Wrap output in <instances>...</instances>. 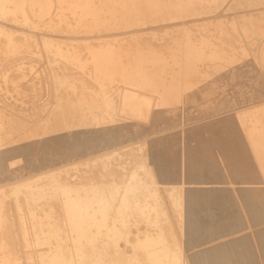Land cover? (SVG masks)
Returning a JSON list of instances; mask_svg holds the SVG:
<instances>
[{
  "label": "bare ground",
  "instance_id": "1",
  "mask_svg": "<svg viewBox=\"0 0 264 264\" xmlns=\"http://www.w3.org/2000/svg\"><path fill=\"white\" fill-rule=\"evenodd\" d=\"M225 3L226 0H212L210 4L205 2L201 4V0H187L184 2V8L186 13H201L208 12L210 8ZM199 4L202 5V8H200ZM170 6L172 5L163 2L162 0H0V55L3 59H8L14 57L17 58L23 53L37 54L38 51L35 49L37 44H41L45 48L50 49L53 46H57L56 43L62 42L59 39L48 36V33L44 36L38 37L37 34L13 28L11 25H16L14 23H19V25L29 26L31 28H44L55 32H66L67 34L86 33V35L74 37L71 35L64 36V42L67 45H71L68 43L70 41L68 39H102L107 36H114V39H118L116 37H118L119 34L115 32L116 30L121 28L140 27L143 24H146L147 21H153L154 18H157L159 15L155 16V13L158 14L161 12L162 8L165 9ZM227 7L243 17H249V15H256V11L264 10V0H231V2L227 4ZM245 8L251 9L247 10ZM171 10L169 12L170 14H172ZM132 11L133 14L131 13ZM180 11L183 12L182 9ZM195 21H198V19H195ZM237 30H239L238 26ZM133 33L134 32H132V34ZM70 42H74L72 45H75V41ZM193 42L195 43L194 53L200 58L206 57L207 52L203 48L205 43L211 44V41L207 42L206 40H203L201 42ZM89 45H91V43H89ZM138 46L139 45H137V47ZM62 47L64 48V46ZM64 49L66 50V48ZM67 55L64 54L65 57ZM132 55L133 54L130 56ZM50 56L51 60L53 58H58L60 60L61 55L58 56L56 53H52ZM64 56L61 57L65 58ZM68 56L73 59L76 57V53H72V55L70 54ZM112 59L113 54L111 52H109L108 55L103 52L96 53L93 65L100 71L102 75L101 77L103 78L100 80L97 79L96 81L94 76L85 71L87 73V80H83V84H85L84 89L78 90L72 88L73 90H69V93L72 92L74 95H77L79 102L76 104L71 100L72 102H67L65 105L60 106V104H57V108L60 109L54 113L55 120H53L52 117H47L38 119L34 122H29L13 118L12 120L15 122L10 124H7L5 121L4 123L6 124L0 122V171H6L7 169H10L9 167L12 166L13 163L26 162L28 159H30L32 166L35 167L37 164V157H34L35 152L32 149V145H34L33 142L40 141L41 143V141H43L42 147L45 153L44 166H48L56 163L58 161L57 157L59 156H62V158L65 157V160L74 156L80 148L92 147L94 149H99L106 147L111 143H116L126 137H132L134 131L131 130L132 132H129L130 130H125L123 126L119 125L121 121L124 120L123 118H125L122 117L123 114L132 116L137 122L138 119L145 116H151V114H153V120L155 123L166 120V110H170L171 107L168 102H166V93L159 89L156 83V78L149 73L148 67H146L144 63H141L143 65L140 64L137 66L134 70L135 72L130 75L139 82L143 81L146 86L148 85V88L160 94V101H158L160 103H158L156 107V103L151 97L147 96L148 94H141L143 92L139 94L140 91L132 86L122 87V85L115 86V88L113 87V74L111 75L108 71V65H110ZM12 61L13 60H11V62ZM73 61H76L75 65L77 66L75 67L82 68L79 58H76V60L74 59ZM122 63L123 60L120 64ZM82 66L83 68L86 67L84 65ZM119 68L120 66L117 70H120ZM223 71H225V69ZM117 73L119 72L117 71ZM127 73H130L128 72V69ZM117 75L115 74V77ZM74 76H76V74ZM117 80L119 79H116V81ZM61 81L57 79V82L60 83ZM68 83L70 84V82ZM90 83L94 84L95 87L90 88ZM189 98H191V96ZM118 100L120 102H118ZM218 100L219 99H216L215 101ZM219 101L221 103V100ZM230 101L232 102V100ZM223 102H225V100ZM214 104H212V106H214ZM224 104L227 105L226 103ZM210 105L209 107L211 108ZM231 113L233 112L231 111L228 114L230 115ZM247 115L243 113V115H237L238 118L232 119L228 123H221V125H223L222 130L224 135L220 138H217L215 136L216 134L213 135L208 130V127L213 123L206 122L199 126L200 128L194 127L195 129L192 130V132L185 134L187 137L196 136L198 139L197 152H194V150H192L193 148L184 151L187 156V162L190 165L189 176H185L181 173L182 168H180L179 174L173 172V169L172 171H169L168 175L176 174L173 177L167 176V174L162 172L164 187L168 190L169 195L173 197V203L177 207L183 204V201L181 200L182 194L179 192L176 193L177 196H175L177 189L189 188L190 190H196L198 192V195H196V199H198L196 200L197 202L195 206L197 211L198 209L202 210L203 215L201 214V216L203 219L207 217L214 218V215L218 214H214L211 211L214 207L216 208V203L214 202V198L209 199V197H212V194H214L216 190L233 188L229 182L230 178L225 170H228L229 173L234 175L237 183H241L238 189H241V194L245 195L247 199L250 200V208L248 209L249 211H247L248 214H245L246 216L244 218L239 212L237 213L235 211V208L232 210L230 209V215L231 212L232 214L236 212L237 215L241 216L242 223L240 226L233 229V235L228 237L224 233L226 238L221 239V236L213 239V242L210 245H203L199 247L198 251L195 250L197 255L199 253L219 250L221 248L224 249V247H226V249H228L226 252L227 254L232 253L240 255L241 257L247 256L245 254L248 251L243 249V251H239V244L237 242L242 238H252L254 235L253 232L258 230L261 233V243H263L264 249V182L259 179L255 170H251L238 161L241 149L247 150V147H251V145L256 150L259 148L262 149V151L256 152L258 158L261 153L264 155V125H262L264 118L262 119L260 117L263 116V114L260 115V112L258 116H256L255 113L250 114V112L247 113ZM114 125H117V127ZM135 126L138 127L139 125L135 124ZM92 128L98 129L99 133L97 135L94 133V135H87L89 129ZM15 129L18 132L14 134L12 130ZM39 129L41 131H39ZM138 130H140V126L138 127ZM243 133L250 139L251 144L249 142V144L246 145L249 139L247 140L246 137L243 136ZM219 145L224 148L221 158L222 162H220V157L217 155L215 149ZM120 154H112L111 158L114 159L115 157L113 156L117 155L123 159ZM195 154L198 159L196 161L194 159ZM131 155V159L136 165L134 164L135 166H132L133 168L129 169L128 165L132 164L131 159H129V161H125L126 164H123L124 162H122L118 165L119 167L116 166L124 171V174L118 179V176H113L114 178L111 180L112 183L109 181L104 183L94 182L85 184V182L84 184L79 183L77 186H73L68 184L69 182H67V179L61 177L62 171H58L57 168L46 170L44 173H41V175L39 173V176H33L34 178L32 177L33 179L31 181H24L23 179L16 182L12 188L16 195L27 189L33 193L35 187H38V190H54L56 195H59L58 204L60 205V211H55V204H52L51 201L47 200L42 204L41 211L39 212L34 210L33 199L28 200L26 206L28 212L32 215V218H30L36 219V224L33 222L31 225L33 231V242H31V239H29L30 236H28L29 234L31 235V231L28 229L29 227H27L28 225L25 221L26 218H24V215H20L17 221H13L8 217L7 203L0 199V260L4 262L6 260L5 257H9L8 254L13 253H15V255L13 254V259L18 260L20 258V248L18 249L17 242L13 240L15 237L14 227L17 225L21 230L23 243L26 246H30L34 243L36 246L40 247V249L36 250L40 264H183L184 259L182 258L183 255H181L182 248L176 233L171 226L168 230L164 227V224L168 222L165 221L166 218L163 217V212L161 211L162 197L160 196L159 191L160 186L154 183L155 177L152 172L148 170L149 168L146 165V162L142 161L143 157L140 156L141 154L133 153ZM39 157L42 156L39 154ZM108 164L110 163L108 162ZM101 168L102 177L104 178L105 171L110 167L107 164H103L102 166L97 165L95 167V172L96 169L99 170ZM193 173H198V175L193 176ZM113 175H115V173ZM41 179L46 180V183L42 186L37 183ZM95 179L98 180V178ZM117 180H120L121 183L117 182ZM173 180H175L176 183H169ZM103 181H106V179ZM194 184H198L199 187L197 188ZM238 191L240 194V190ZM239 194L237 195L239 196ZM238 202L242 203V201ZM228 206L230 207V205ZM166 207L167 206L165 205L164 208ZM217 217L218 220L221 219V216ZM133 218H135V223H132ZM140 220L155 227L156 231L148 232L143 238L141 229H138L137 231L134 230L135 226H139L138 223ZM201 226L203 225L197 224L192 227L200 234V229L205 227L203 226V228H201ZM133 234L136 236L134 240L131 239ZM211 238L209 239L208 236L204 239L211 241ZM122 241H126L128 245L133 246V254H130L125 248H122ZM6 247L9 249L7 248L5 252H2ZM258 248L260 247H257V249ZM137 250H141L142 259L144 258L145 260L140 259L141 261H138L137 254L139 253H137ZM227 254H225V256H227Z\"/></svg>",
  "mask_w": 264,
  "mask_h": 264
},
{
  "label": "rangeland",
  "instance_id": "2",
  "mask_svg": "<svg viewBox=\"0 0 264 264\" xmlns=\"http://www.w3.org/2000/svg\"><path fill=\"white\" fill-rule=\"evenodd\" d=\"M162 1L169 3L172 6L165 8L166 10L162 8L161 12L158 14L155 13V16H160L154 18L157 20H149L146 24L136 28L130 27L116 30L115 32L119 34L118 37H116L118 39H114V36H107V39L105 37L102 39L85 38L86 41L83 38L77 40L73 38L74 40L68 39L70 41H75V45H72L74 42H68L72 45L71 46L64 42V36L71 35L74 37L86 35V33L67 34L66 32H55L44 28L22 26L19 25V23L11 25V27L18 28L21 31L37 34L38 37L44 36L48 33V36L59 39L62 42L56 43L57 46H53L50 49L45 48L41 44H37L35 47L38 51L37 54L23 53L20 54L21 57H17L18 59L16 57L3 59L0 55V117L3 115L0 122L4 123L5 121L7 124H10L15 122L12 120L13 118L29 122H34L38 119L47 117H52L53 120H55L54 113L60 109L57 108V104H60L61 106L65 105L67 102L70 103L73 101V103L76 104L79 102L77 95H74L72 92L69 93V90H73L72 88H76L78 90L84 89L85 84H83V80H87V73L94 76L96 81L97 79L100 80L103 78L101 77L102 75L100 71L93 65L94 57L96 53L99 52H103L106 55H108L109 52L113 54L112 62L110 61V65H108V71L111 75L113 74L112 78H114V83L112 84L114 88L115 86L122 85V87L132 86L140 91L139 94L141 92H143L141 93L143 95L148 94L147 96L151 97L156 103V107L158 103H160L158 102L160 101V94L148 88V85L146 86L143 81L139 82L137 79H134L132 75H130L135 72L134 70L137 66L144 63V65L148 67L149 73L156 78V83L159 89L166 93V102H168L171 108L170 110H166V120L158 123L154 122L153 114H151V116H145L138 119V122L137 120L135 121L132 116L123 114L122 117L125 118H123L124 120H122L119 125L123 126L125 130H130L129 132L134 131L132 137H126L116 143H111L110 145L99 149H94L92 147L80 148L74 156H71L66 160L65 157L62 158V156H59L60 158L57 157L58 161L56 163L48 166H44L45 153L42 147L43 141H41V143L40 141L35 143L33 142V144L36 145H32V149L35 152L34 157H37V164L33 167L30 159H28L26 162L23 161L13 163L12 166L9 167L10 169H7L6 171H0V199L7 203L8 217L13 221H17L20 215H24V218H26L25 221L28 225L27 227H29L28 229L31 231V235L29 234L28 236H30V241L33 242V231L31 225L33 222L36 224V219H31L32 215L28 212L26 203L28 200L33 199L32 202L34 210L40 212L42 204L49 200L52 204H55V211H60V205L58 204L59 195H56L55 191L52 189L38 190V187H35L33 193L27 189L26 191L16 195L12 190L16 182L23 179L24 181H31L34 177H38L39 173L41 175V173H44L46 170L57 168L58 171H62L61 177L67 179V182H69L68 184L73 186H77L79 183L84 184L85 182V184L94 182L104 183L109 181L112 183L111 180L114 178L113 176H118V179L124 174V171L117 168L119 167L118 165L122 162H124L123 164H126V162L131 159V154L138 153L143 157L142 161L146 162V165L149 168L148 170H150L154 175V183L160 186L159 191L160 196L162 197L161 211L163 212V217L167 219H165V221L168 222L164 224V227L168 230L171 226L176 233L182 248L181 255H183L182 258L184 259L183 264H264V249L263 243H261V233L259 230L253 232L254 235H252L255 237L251 235L252 238L248 236L249 238H242L237 242L239 244V251H248L245 254L247 256L241 257L240 255L232 253L227 254L226 252L228 249H226V247H224L225 250L223 248L213 250L214 253L212 250L199 253L198 255L195 252V250L198 251L199 247L203 245H210L215 238L222 236L221 239H224L226 236L229 237L233 235V229L242 224L240 218L241 216L237 215V213L239 212L243 218L248 214L247 211H249L248 209L250 208V200H248L245 195L241 194L242 190L238 189L241 183H237L232 173L225 170L226 174L230 178L229 182L231 183L233 187L231 188L233 190L230 188L216 190L214 194H212L213 196L209 197V199L214 198V202L216 203V208L214 207L215 209L213 208L211 211L214 214H218L214 215V218L210 217L211 219L207 217L205 218L206 220L201 216V214L203 215L202 210L198 209L197 211L195 206L197 202L196 200L198 199H196V195H198L196 190H190L189 188H182L180 190L177 189L175 196H177L176 193L180 192L182 194L181 200L183 201V204L177 207L174 205L172 199L173 197L169 195V192L165 189L164 182L162 181V172L167 174V176L173 177L180 173V168H182V174L189 176L190 165L187 162V156L184 151L186 149L189 150V148H193L192 150L197 152L198 139L196 136L187 137L185 135L186 133L188 134L195 128H198L208 122L213 123L210 127H208L209 132L213 135L216 134L215 136L220 138L224 135L222 130L223 125H221V123H228L232 119L238 118L237 115L240 116L243 115V113L247 115L249 112L250 114L255 113L256 115L259 111L260 115L263 114L264 116V10L256 11V15L253 14L249 15V17H243L235 11L230 10L227 7V4H229L231 0H226L225 4L214 6L210 8L208 12L186 13L184 2L187 0ZM211 1L212 0H201V4L204 2L210 4ZM199 6L202 8V5L199 4ZM168 9L173 10H171L172 14L169 13L170 10ZM179 9H182L183 12ZM245 9L250 10L251 8ZM131 13L133 14V11ZM195 19H198V21H195ZM237 26L239 30H237ZM132 32L134 33L132 34ZM203 40H206L207 42L211 41V44L205 43L203 49L207 52V56L200 58L194 53L195 43L193 41L201 42ZM89 43H91V45H89ZM137 45L139 46L137 47ZM62 46H64L66 50ZM51 51L53 54L56 53L58 56H64V54L67 55V53L68 55L76 53V57L72 59L67 55L66 57L64 56L65 58L60 56V60L58 58H53L51 60ZM131 54L135 56H130ZM76 58H79L82 68L75 67L77 66L75 65L76 61L73 60H76ZM11 60L14 62H11ZM122 60L123 63L120 64ZM82 65L86 67L83 68ZM119 66L120 70H117ZM127 69L130 73H127ZM224 69L225 71H223ZM117 71L120 74L117 73ZM75 74L76 76H74ZM115 74H118L116 76L117 78L115 77ZM57 79L62 81L59 83L57 82ZM116 79L119 80L116 81ZM68 82H70L73 86H71ZM92 87H95V85L90 83V88ZM190 96L193 99L189 98ZM216 99L221 100V103L219 100L215 101ZM229 99L232 100V102ZM222 100H225V102ZM118 102L120 101L118 100ZM222 102L227 105H223ZM212 104H214V106H212ZM231 111L233 113L229 115L228 113ZM259 112L256 116L259 115ZM263 116L260 117L263 119ZM134 123L140 126V130H138L139 126H135ZM262 125H264V122H262ZM114 126L117 127V125ZM12 131L14 134L18 132L16 129ZM39 131L41 130L39 129ZM93 133L97 135L99 133L98 129H89L87 135H94ZM245 135L243 133L244 137H246ZM246 139L248 140L249 138L246 137ZM249 142L251 144L250 139L246 145L249 144ZM215 149L217 155L220 157V162H222L221 158L224 148L219 145ZM260 151H262L261 148L256 150L252 147V145L251 147H247V150L241 149L238 161L251 170H255L256 175H258L259 179L264 182V155L261 153L258 158V155L256 154V152ZM115 153L118 155L121 153L120 155L123 159L117 155L113 156L116 159H112L111 155ZM39 154L42 157H39ZM194 159L195 161L198 160L196 154ZM131 161L132 164L128 165L129 169H132L136 165L132 159ZM108 162L110 164H108ZM103 164H107L110 167L105 171L104 178L106 181H103L105 179L102 177V168L99 170L96 169L95 172V167L97 165L102 166ZM172 169L176 174L168 175V172L172 171ZM114 173L115 175H113ZM192 175H198V173H193ZM94 177L98 178V180H101L102 182L96 180ZM117 182L121 183L120 180H117ZM37 183L42 186L46 183V180L41 179ZM169 183H176V181L173 180ZM194 186L197 188L199 187L198 184H194ZM238 190H240V194ZM237 194H239V196ZM236 198L238 201H242V203L238 202ZM165 205L167 206L166 208H164ZM228 205H230V207ZM233 208L236 209L235 211L237 213L235 212L234 215L231 212L230 215L229 212ZM243 210H246V213ZM217 216H221V219L218 220ZM132 223H135V218H133ZM197 224L205 226L204 228L201 226L203 229H200V234L192 227ZM138 225L139 226L137 227L133 226L134 230L137 231L138 229H141L143 238L148 232L156 231L155 227L148 225L143 220H140ZM14 231L15 237L13 240L17 242L18 249L20 248V258L15 260L13 259L15 253H13L14 255L8 254L9 257L6 255V260L4 262L0 260V264H40L37 256L38 254L36 253V250L40 249V247L36 246L34 243L30 246H26L23 243L21 230L17 227V225L14 227ZM208 236L209 239L212 237L211 241L204 239ZM135 238L136 236L133 234L131 239L134 240ZM121 245L122 248L128 250L130 254H133L134 250L132 245H128L126 241H122ZM256 246L260 248L257 249ZM7 248L8 247H6L2 252H5ZM137 253H139L137 254L138 261L145 260L144 258L142 259L141 250H137ZM225 254H227V256H225Z\"/></svg>",
  "mask_w": 264,
  "mask_h": 264
}]
</instances>
